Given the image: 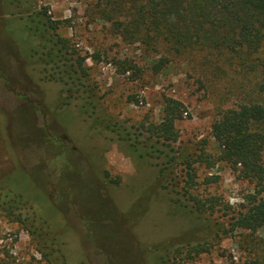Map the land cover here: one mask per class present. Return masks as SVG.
I'll return each mask as SVG.
<instances>
[{
  "label": "rangeland",
  "instance_id": "374dc122",
  "mask_svg": "<svg viewBox=\"0 0 264 264\" xmlns=\"http://www.w3.org/2000/svg\"><path fill=\"white\" fill-rule=\"evenodd\" d=\"M32 1L56 21L67 63L82 58L95 110L132 143L94 126L48 66L17 56L0 33V264H55L48 247L58 264H264V225L223 231L253 183L215 160L192 163L187 187L180 163L203 143L217 158L211 124L222 110L264 104V44L233 49L203 30L150 24L147 0ZM16 11L0 9V30ZM168 97L182 104L175 140L150 129ZM187 191L212 197L213 211H197Z\"/></svg>",
  "mask_w": 264,
  "mask_h": 264
},
{
  "label": "trees",
  "instance_id": "16d2710c",
  "mask_svg": "<svg viewBox=\"0 0 264 264\" xmlns=\"http://www.w3.org/2000/svg\"><path fill=\"white\" fill-rule=\"evenodd\" d=\"M145 9L149 23L159 26L176 24L174 31L183 28L180 35H199L204 31L206 38L212 39V44L219 42L233 49L257 50L264 44V0H147ZM16 7L18 17L3 21L0 33L1 41L7 44L17 56L24 58L26 54L35 56L39 63L58 80L66 85L69 96L73 97L74 106L81 113H88L94 126L100 124L108 127L120 136L122 140H131L128 130L122 128L118 120L95 110L91 94L86 93V84L81 79L84 73L81 65L82 58L76 60L77 68L67 63L66 40L56 30V21L46 14L45 7H35L32 0H0V9L5 6ZM144 13V15H145ZM185 25V27L182 26ZM172 27V26H171ZM175 33V32H174ZM185 33V34H184ZM264 88V84L262 86ZM64 103H70L69 101ZM182 104L173 98H166L163 104V119L159 125L152 128V132L160 133L164 139L175 140L172 131L175 119L181 116ZM264 104L261 102L242 103L235 107H228L220 112L219 117L211 124V136L217 146V158H212L204 150V143L198 152L185 154L180 163L185 166L186 186L196 184L192 163L203 162L210 166L215 160H222L237 171L243 178L253 183V193L246 195L247 204L242 205L230 215L229 227L224 232L236 228L254 231L264 225V197L260 193L264 190ZM130 144L132 141H130ZM177 157L168 160L171 167L177 164ZM165 167H160L159 175L163 179ZM211 178V177H208ZM164 185V184H162ZM187 199L197 211L210 209L213 211L215 201L212 197H201L187 191ZM43 204L42 206H45ZM226 207L231 208L228 204ZM41 218H44L42 213ZM42 227V226H41ZM38 235L41 236V232ZM43 239V238H40ZM45 244L46 241L42 240ZM45 247V246H44ZM195 252L205 249L202 244L193 247ZM50 250V251H49ZM48 253L58 264V257L51 248Z\"/></svg>",
  "mask_w": 264,
  "mask_h": 264
}]
</instances>
